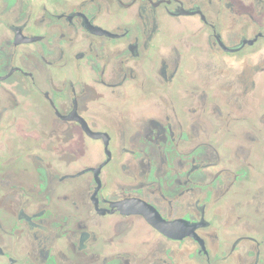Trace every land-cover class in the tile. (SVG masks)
<instances>
[{
	"label": "flooded vegetation",
	"instance_id": "obj_1",
	"mask_svg": "<svg viewBox=\"0 0 264 264\" xmlns=\"http://www.w3.org/2000/svg\"><path fill=\"white\" fill-rule=\"evenodd\" d=\"M0 264H264V0H0Z\"/></svg>",
	"mask_w": 264,
	"mask_h": 264
}]
</instances>
